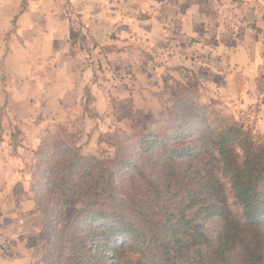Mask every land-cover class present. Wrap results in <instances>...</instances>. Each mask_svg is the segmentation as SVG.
I'll return each mask as SVG.
<instances>
[{
	"label": "rangeland",
	"instance_id": "obj_1",
	"mask_svg": "<svg viewBox=\"0 0 264 264\" xmlns=\"http://www.w3.org/2000/svg\"><path fill=\"white\" fill-rule=\"evenodd\" d=\"M148 1L108 0L111 11L107 15L117 24L112 27L101 25L104 29L100 31L98 42L106 43V53L101 56L98 52L99 56L93 49L90 51V78L84 87L78 85L77 94L72 97L74 112L68 111L66 120H56L49 114L43 116V112L36 110L14 111L17 102L23 101L22 88L18 86L17 79L7 77V81L3 82L6 98L2 102L0 96V139L10 143L9 153L13 155V161L9 169L21 172L22 178L4 177L9 181L10 178L11 181L18 179L21 184H15L14 189L23 185L26 188L23 197L32 201L31 210L28 206L27 211L20 213L17 228L20 235L28 231L23 238L36 249L38 258L35 261L39 264H84V251L94 255L96 250L108 257L107 264L135 263L142 256L140 250H130L119 239L115 240V244L121 245L118 249L120 254L112 252V248H99L90 238L83 240L88 226L91 229L103 222L97 215L86 217L87 214L92 209H105L111 195L121 200L122 209L130 219L138 221L142 229L150 230V221L154 223L167 219L168 211L177 213V217L182 211L191 221L189 233L199 226L198 231L215 238L222 229L223 217L218 213L207 216L201 209L208 201L194 203L192 194L188 197L189 191L192 193L195 187H199V176L191 171L204 164L176 156L170 161V167L166 166L163 179L170 186L168 192L166 189L156 193L153 178L154 173L163 169V157H156L160 153L158 147L152 158L142 156L145 141H148L145 138L148 134L168 133L169 141L197 143L193 149L200 152L201 159H206L207 148L211 144L209 137L213 136L211 128H220L233 121L255 135L264 134V87L258 83L260 76L264 77V47L261 43H247L250 59L247 65H241V57L236 52L235 46L239 43H227V47L216 51L219 43H207L205 39L200 43L205 53L194 58L189 54L194 41L185 43L179 38V31L173 33L175 37L164 39L159 23L152 28V24L140 21L145 11H150ZM35 6L30 0H0V53L3 51L1 43L9 40L14 43L10 38L15 36L17 28L28 21L17 25V14L13 13L20 14ZM229 7L235 9L236 5L230 3ZM246 8L260 16L264 13V0H247L243 9ZM41 9L45 15L50 9V2H43ZM70 9L74 10L75 6L69 0H59L55 12L66 21L72 13ZM9 10L8 16L4 14ZM3 18H6V25L10 20L8 28L2 24ZM73 22L69 31L65 26L60 27L61 30L66 29V38L69 35L75 42L78 28L74 26L80 22L76 19ZM261 25L264 30V17L260 19ZM58 27L53 25V29ZM83 32L85 36L89 34L90 42L85 37L81 43H98L92 34L86 30ZM238 34L239 31H236L235 35ZM205 36L208 40L213 39L209 32ZM170 41L175 44H169ZM125 43L138 44L132 51ZM145 43H154V47L146 50ZM180 43L183 44L181 47ZM196 47H199L198 43ZM179 49L186 56L179 55ZM171 50L174 52L171 53ZM226 53L228 57L225 60ZM199 63H203L204 68ZM210 64L218 75L205 68ZM14 66L17 67V64ZM12 68L13 65L8 67ZM13 89L14 92L10 93ZM25 89V92L29 90L28 87ZM32 102L34 105L39 103L36 95ZM28 114L30 117L37 116L39 122L36 125L31 124L32 121L26 122ZM61 116L65 118L64 113ZM178 124L176 133L171 134ZM75 151L79 152V157L75 156ZM82 156H85L82 164H86L88 169L93 168V175H102L99 183L104 185L105 190L92 186V183L87 188L90 173L79 170L80 164L73 165L70 168L72 171L67 172L65 166ZM185 169L187 171L183 173ZM198 172L202 173L201 170ZM56 173H59L58 188L54 187L52 178H45V174ZM214 175L220 179L217 172ZM23 177L25 183H22ZM222 182L227 208L231 215H237L240 209L233 204L229 182ZM4 202L8 206V200ZM167 203L168 206L165 205ZM161 207L165 209L164 215L158 214ZM32 210L36 213L33 216L29 213ZM8 241L10 243L6 246L11 251L17 241ZM227 253H230L228 264H250L246 250L239 242ZM141 259L152 262L149 254ZM263 259L258 264H264ZM212 264L223 263L216 258Z\"/></svg>",
	"mask_w": 264,
	"mask_h": 264
},
{
	"label": "crops",
	"instance_id": "obj_2",
	"mask_svg": "<svg viewBox=\"0 0 264 264\" xmlns=\"http://www.w3.org/2000/svg\"><path fill=\"white\" fill-rule=\"evenodd\" d=\"M30 1L36 5L33 9L20 14L13 13L14 15L17 14V22H15L17 25L22 24V21L28 20L20 28H17L15 36L10 38L14 43H10V40L7 43H1L3 51L0 53V65H2L0 68L2 89L0 96L2 97V102H4L6 92L3 88V82L7 81V77L17 79L18 86L22 88L21 95L23 96L21 97H23V101L21 103L17 102V105L13 108L14 111L27 112V110H36L35 112H43V116L49 114L55 117L56 120L63 121L67 119L68 111L74 112V98L72 97L77 94L78 85L79 87H84L86 80L90 78L88 66L90 64V51L93 49L95 53L100 52L101 56L106 53V43L98 42L100 31L104 29L101 25L112 27L117 23L110 20L107 15V12L111 11L108 7L110 6L108 0H69L75 6V9H70L72 13L69 14L70 18H67L66 21L60 17V13L56 14L55 12L59 0H55V2H52L54 0ZM45 1L50 2V9L46 12L44 11L46 13L44 15L41 6ZM246 1L149 0L150 11H145L143 20L140 21L152 24V28H155L156 23H159L158 25L163 30L162 38L164 39L175 37L173 33L179 31V38L184 40L185 43L194 41L195 43H192V52L189 53L194 58L205 53V50L201 49L200 44L205 39L207 43H219L216 46V51H220L224 46L227 47V43H239L235 46L236 52L241 57V65H247L250 60L247 43H261V46L264 47V35L262 34L264 30L261 29L263 25L260 26V19H263L264 13L259 16L251 9H243ZM230 3L236 5V8L229 7ZM17 5L18 3L14 4L15 7ZM155 8H157L156 12L154 11ZM12 11H14L13 6ZM4 14L8 16L10 10ZM79 15L81 19L77 20ZM50 18L52 19L50 20ZM74 19L80 23L74 26L78 28L77 40L75 39L76 41L72 42L74 39H71L69 35L66 38V29L69 31V26H73ZM5 21L6 18H3L2 24L6 25ZM9 24L10 20H7V28ZM53 25H58L59 27L53 29ZM60 26H65L66 29L63 28L61 30ZM42 27L45 29L43 32H41ZM85 30L92 34L98 43H81L85 37H90L89 34L84 35L83 31ZM26 31L29 33H26ZM236 31H239L238 35H235ZM207 32L213 36V39L208 40L205 36ZM0 36H2V33ZM197 43L199 47H196ZM125 44L133 51L138 43ZM169 44L174 45L175 43L170 41ZM182 45L180 43V47ZM144 46L148 50V48L154 47V43H145ZM181 49H179V55L182 56L183 52ZM208 50L212 52L211 48ZM258 51L261 52V48L258 47ZM173 52L171 50V53ZM211 56L214 57V53H211ZM227 57L228 54L226 53L225 60ZM131 61L134 63L133 59ZM15 64H17V67L14 66ZM10 65H13L12 69H8ZM205 68L218 75L213 65H207ZM258 83L264 87V77L262 75ZM26 87L29 90L25 92ZM12 92H14V89L10 91V93ZM15 94L19 95V93ZM33 94L39 100L36 105L32 102ZM63 113L65 118L61 116ZM26 116L28 117L26 122L32 121L31 124L35 125L39 122L36 119L37 116L30 117L29 114ZM9 144L7 140L0 139V264H39L38 261H35L38 258L36 257V249L24 241L23 236L25 233L28 234V231L20 235L17 228L21 219L20 213L27 211L26 207L28 206L30 211L32 201L23 197L26 191L23 185H20L17 190L14 189L15 184H21L18 179L11 181L10 178L9 181L4 177L22 178L21 172L19 173L15 168L9 169V164L13 161V155L9 153ZM22 180H24L22 183H25L24 177ZM11 182L13 185H11ZM6 199L8 200V206L4 202ZM34 211L29 212L31 216L36 214ZM8 240L17 242L13 244L11 251L8 253L2 252V246L8 244Z\"/></svg>",
	"mask_w": 264,
	"mask_h": 264
},
{
	"label": "trees",
	"instance_id": "obj_3",
	"mask_svg": "<svg viewBox=\"0 0 264 264\" xmlns=\"http://www.w3.org/2000/svg\"><path fill=\"white\" fill-rule=\"evenodd\" d=\"M179 126L180 124L175 125L171 134H175ZM211 133L213 136L209 137L211 144L207 148L206 159H201L203 157L200 156V152L193 149L197 143L169 141L168 133L148 134L142 156L148 155L152 158L158 147L160 153L156 157H163V169L154 173L153 178L156 193L166 189L168 192L170 186L166 185L163 179L166 168L170 167V161L176 156H182L191 161L197 160L198 164L201 162L204 164L191 171L198 174L199 187H195L192 193L189 191L188 197L192 194L194 203L208 201L207 205L201 209L207 216L218 213L223 217L222 229L215 238L198 231L199 226L189 233L188 227L191 221L183 215L182 211L178 217L177 213L168 211L167 219L157 220L154 223L150 221V230L142 229L138 221L130 219L122 209L121 200L111 195L105 209H92L93 211L87 214L86 217L97 215L103 222H101L102 225H95L91 229L88 226L83 240L90 238V241L99 248H112V252L117 251L116 254H120L118 251L121 245L115 244V240L119 239L126 243L130 250H140L142 256L133 264H212L216 258H220L221 263L228 264L230 253L227 252L239 242L249 257L247 262L258 264L264 256V134L255 135L233 121L220 128H211ZM75 156H80L78 151H75ZM84 157L71 161L65 169L68 172L73 165L80 164L79 170L90 173V183L87 188H90L92 183V186H100L102 190H105L104 185L99 183L102 175H93V168L88 169L86 164H82ZM199 170L202 173L198 172ZM71 171L72 169L69 172ZM186 171L185 169L183 173ZM215 172L220 179L214 175ZM58 176L59 173L45 174V178H52L51 182L55 188L59 186ZM222 181L229 182L233 204L240 209L237 215H231L227 208L222 193ZM180 182L182 181H176V183ZM91 194L95 195L93 192ZM165 205L168 206V203ZM158 214L164 215L165 209L161 207ZM93 253L94 255L92 252L84 251V264H107L106 255L98 250ZM147 254L152 262L142 261L141 258ZM115 258L117 259V255Z\"/></svg>",
	"mask_w": 264,
	"mask_h": 264
},
{
	"label": "built area",
	"instance_id": "obj_4",
	"mask_svg": "<svg viewBox=\"0 0 264 264\" xmlns=\"http://www.w3.org/2000/svg\"><path fill=\"white\" fill-rule=\"evenodd\" d=\"M2 248H3V249L1 250L2 252L8 253V252L10 251V250H9V247L6 246V245H3Z\"/></svg>",
	"mask_w": 264,
	"mask_h": 264
}]
</instances>
